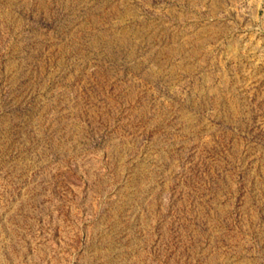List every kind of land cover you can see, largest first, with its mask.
<instances>
[{"label":"rangeland","instance_id":"374dc122","mask_svg":"<svg viewBox=\"0 0 264 264\" xmlns=\"http://www.w3.org/2000/svg\"><path fill=\"white\" fill-rule=\"evenodd\" d=\"M0 264H264V0H0Z\"/></svg>","mask_w":264,"mask_h":264}]
</instances>
